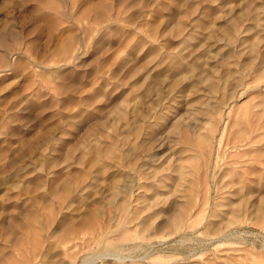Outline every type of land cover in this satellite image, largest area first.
<instances>
[{
    "label": "rangeland",
    "instance_id": "obj_1",
    "mask_svg": "<svg viewBox=\"0 0 264 264\" xmlns=\"http://www.w3.org/2000/svg\"><path fill=\"white\" fill-rule=\"evenodd\" d=\"M262 58L264 0H0V264H67L51 232L81 225L95 212L127 257L95 264H264V92L250 89L264 79L256 73ZM194 106L201 124L217 116L213 127L225 126L214 178L208 149H188L182 139L196 129ZM239 130L240 138L254 130L255 144L229 148L227 141H240ZM179 163L187 169L183 181L171 169ZM195 166L199 174L191 175ZM155 169L159 177L172 173L161 188L173 192L148 211L142 203L154 199ZM191 179L194 208L201 205L197 211L217 224L207 206L235 211L231 226L244 235L217 249L178 238L154 241L155 228L177 208L174 186L193 196ZM116 182L134 183L133 195L124 185L111 200ZM122 201L137 214L119 232ZM190 250L196 254L188 258Z\"/></svg>",
    "mask_w": 264,
    "mask_h": 264
},
{
    "label": "bare ground",
    "instance_id": "obj_2",
    "mask_svg": "<svg viewBox=\"0 0 264 264\" xmlns=\"http://www.w3.org/2000/svg\"><path fill=\"white\" fill-rule=\"evenodd\" d=\"M254 15H256V14H254ZM257 16V15H256ZM258 19V17L256 18V19H254V20H257ZM261 19V18H260ZM256 24H257V22H255ZM254 23V25H256ZM260 23H262V22H260ZM252 24V23H251ZM236 26V25H235ZM235 26H232V28L234 29L235 28ZM253 25H249L248 27V29L249 30H251L250 29V27H252ZM262 26H263V24H262ZM237 27V26H236ZM253 28V27H252ZM255 28V27H254ZM261 28V27H260ZM247 29V30H248ZM263 28H261V30H262ZM246 30V29H245ZM248 30V31H249ZM263 32V31H262ZM229 33V28L227 29V28H225L224 29V34H228ZM223 34V35H224ZM262 37H263V35H262ZM243 40V39H242ZM245 40V39H244ZM247 40H249V39H247ZM250 42V41H249ZM250 44V43H249ZM253 44V43H252ZM252 47H254V45H252ZM251 48V47H250ZM252 50H254V49H252ZM19 51H21V50H19ZM22 53V52H21ZM256 53V52H255ZM259 55H260V53H259ZM263 57V56H262ZM231 62V61H230ZM262 62H264V58H262V59H260L259 60V64L258 65H260V67H261V64L260 63H262ZM249 63V62H248ZM254 63V62H253ZM182 64V63H181ZM180 65V64H179ZM184 65V64H183ZM182 65V66H183ZM254 66V65H253ZM252 67V66H251ZM242 68V67H241ZM244 68V67H243ZM257 68V67H256ZM248 70V69H247ZM257 71H256V73H258V71L260 72V70L262 71V72H264V64H262V67H261V69L258 67L257 69H256ZM249 71V70H248ZM240 72V71H239ZM249 73V72H248ZM253 73V72H252ZM244 74V73H243ZM246 74V73H245ZM251 74V73H250ZM259 74V73H258ZM240 75V74H239ZM261 76H263L264 77V74H262ZM242 78H241V82H243V77H244V75H242L241 76ZM259 77H260V75H259ZM239 79V78H238ZM250 79V78H249ZM248 81V80H247ZM245 83V82H244ZM260 84V83H259ZM253 85V86H255V87H251L250 89L251 90H255V89H259V90H261L262 92H264V79H263V81L261 82V84L260 85ZM214 88V87H213ZM212 88V90H214ZM197 106V105H196ZM261 106L263 107V109H261L260 111H262V112H264V100H263V102H262V104H261ZM195 107V106H194ZM193 108V107H192ZM231 109H232V107H230ZM230 108H229V110H230ZM211 110H214L213 108L211 109ZM190 112L193 114V117H194V122L196 123L195 124V126H196V129L195 130H190V132H187V131H184L183 132V137H182V139L186 142V148H188V149H190V148H195L196 146H198V145H200L199 147L202 149V150H204V153H206L205 152V150H207L208 149V151H207V155H208V157H210V159H209V165H208V167L210 168V170L208 171V176L210 175V177L211 178H214V175H215V166L217 165V161H216V158H217V154H218V150H219V148H218V144H217V142H218V140L220 139V136L222 135V133H223V129H224V124H223V129L222 130H218L217 128H214L213 127V125H212V121H214L215 119L214 118H216V117H214V116H209L210 118L207 120V122H206V124H201L200 123V119H201V117L202 116H199V114H197V113H200V107H195L193 110L191 109L190 110ZM208 112H210V111H208ZM212 112H214V114H215V111H212ZM229 112V111H228ZM228 114L229 113H227V117L229 118V116H228ZM213 119V120H212ZM217 119V118H216ZM180 121V120H179ZM178 121V122H179ZM223 118L221 117L220 118V121H219V119H218V122H220V123H223ZM181 122V121H180ZM182 124V123H181ZM182 126H184L183 124L181 125V127ZM218 126H220V125H218ZM180 127V129L178 130L179 132H181V131H183L184 129V127L183 128H181ZM173 128V127H172ZM175 128V127H174ZM203 130H205L204 132H203ZM218 130V131H217ZM177 131V130H176ZM176 131H174V132H176ZM214 131H217V133H215ZM194 132H198V133H194ZM243 130H239L235 135L237 136V138H239V142H233V143H231L230 141L228 142L227 141V144H228V146H229V148H231V147H235V148H239V149H243V148H246L247 146H251V145H253V144H255V140H254V138L257 136V134L255 135L254 134V130H251L250 131V133H249V135H248V137H246V138H244V137H242V138H240L241 136H243ZM144 133V132H143ZM253 136V137H252ZM262 137V139H264V136L262 135L261 136ZM236 139V138H235ZM237 141H238V139H237ZM137 142V141H136ZM184 142V143H185ZM130 143H131V141H130ZM138 143V142H137ZM132 145V144H131ZM130 145V146H131ZM135 145V144H134ZM133 146V145H132ZM83 151V150H82ZM93 153V152H92ZM86 154V153H85ZM93 156H95V157H93ZM93 156H92V158H91V164H92V167H94L95 166V164H96V162H97V160H98V158L96 157V155H94L93 154ZM103 156H104V154H103ZM194 157L195 156H190V159H194ZM89 158V159H90ZM101 158V157H100ZM103 158V157H102ZM181 158H183L182 156H181ZM121 160H122V158H120ZM81 160V159H80ZM79 160V161H80ZM118 160V159H117ZM82 161V160H81ZM102 161V160H101ZM118 161H120V160H118ZM121 162V161H120ZM180 162H182V159H181V161ZM117 163V162H116ZM123 163V162H122ZM101 164H102V162H101ZM107 164V163H106ZM109 165H110V162H109ZM116 165V164H115ZM104 166V165H103ZM108 167V166H107ZM118 167V166H117ZM207 167V166H206ZM103 168V167H102ZM199 168H200V166H199ZM94 169H96V168H94ZM99 169V168H98ZM98 169H96V170H98ZM172 170L173 169H175V171L177 172V177H176V179L178 180H184V178H185V174L187 173V169L184 167V165L182 164V163H179L176 167H174V168H171ZM103 170V169H102ZM95 171V170H94ZM88 172H90V170H88ZM93 174L94 173H96V172H93V171H91ZM98 172V171H97ZM109 172V171H108ZM125 172V171H124ZM123 172V173H124ZM130 172V171H129ZM194 172H197L198 174H199V170L197 169V167L195 166V167H192L191 168V175H193V173ZM100 173H102L101 171H100ZM117 173V172H116ZM154 173H155V175H151V179L152 178H154L153 180H152V182H150L151 183V185L149 186V187H156V190H155V192L153 191V193H152V197H154V199L153 200H149L148 202H144V203H142V208L143 209H145V210H148V211H150V209H151V211H153V210H155L156 208H158L159 209V207H161L160 206V202L161 201H159V199L161 200V199H163V202H165L166 200H167V198H168V196L167 197H165L166 196V194L165 193H167L168 194V192H169V188H161L164 184H165V186L167 185V181H169V180H171V179H173L174 180V176L172 175V173H169V174H164V175H161L160 177H159V174H160V172L157 170V169H155V171H154ZM231 172H230V169H227L226 170V174H230ZM112 174V173H111ZM127 174H129V173H127ZM88 175H89V173H88ZM107 175V174H106ZM158 175V177H156ZM87 176V175H86ZM91 176V175H90ZM100 176V175H99ZM110 176V175H109ZM115 177H116V175H114ZM114 176H112V177H114ZM125 176V175H124ZM123 176V177H124ZM131 176H132V171H131ZM89 177V176H88ZM95 177V176H94ZM111 177V178H112ZM123 177H122V179H123ZM128 177H130V175L129 176H126L125 178H126V180H128V182L130 181L129 179H131L133 182H134V180L133 179H135L136 180V177H134V178H129V179H127ZM100 178V177H99ZM107 178V177H106ZM84 179V178H83ZM114 180H116V178H113ZM119 180H120V178H118ZM121 179V181H122V183H123V180ZM150 179V180H151ZM80 180H81V178H80ZM79 180V181H80ZM103 180V179H102ZM108 180H110L109 178H108ZM125 180V181H126ZM84 181V180H83ZM87 181V180H86ZM96 181H97V179H96ZM105 181V180H104ZM107 181V180H106ZM112 181V180H111ZM117 181V180H116ZM124 181V182H125ZM132 181H130L131 183H132ZM138 181V180H137ZM197 181H198V176H197ZM89 182V181H88ZM112 182H115V181H112ZM112 182H110V184H112ZM128 182L126 183V184H128ZM136 182V181H135ZM134 182V183H135ZM74 183V182H73ZM79 184L81 183V182H78ZM121 183V182H120ZM133 183V184H134ZM137 183V182H136ZM216 183V182H215ZM78 184V185H79ZM119 183H115V190L114 189H112L113 191H114V197L111 199V200H113V199H115L116 200V196H118L117 194L118 193H120L121 192V189H122V186H124L125 185V183H124V185L122 184V186H121V188H120V186L118 185ZM133 184H128V186L129 187H127L126 185V187H127V189L128 188H130V185H132V189L130 190V191H127V193L128 192H130V193H132V195H133V191L132 190H135L134 189V187H133ZM75 185V184H74ZM73 185V186H74ZM90 185V184H89ZM113 185H114V183H113ZM113 185H110L111 187H113L114 188V186ZM121 185V184H120ZM162 185V186H161ZM158 186H160L159 187V189L157 188ZM70 185L66 188V191L67 190H70ZM86 187V186H85ZM189 187V190H191L192 191V189H193V192H194V195L192 196V194H190V193H188V191H186L185 189H183L182 187H179V188H177L176 186H174V190L176 191V192H178V194H177V196L179 197L178 199H177V204H176V206H177V208H174V211H173V213L171 214L170 213V217L167 219V221L165 222V223H163V225H159V226H157L156 228H155V230L153 231V233H152V236H153V238L155 239L154 241H158L159 243H162V244H164V243H166V244H168L170 241H172L173 239H175V241H173V242H176V239H177V242H179V244H182V243H191V242H196V243H200V244H202V245H214V247H215V249H217V247H218V244H221L222 242H230V241H234L235 239V237L236 236H241V234L242 235H244V232H240V230H238V229H235V228H233L232 226H231V223L233 222V220L235 221L238 217H239V215H237L236 214V212L235 211H233V210H231L230 211V213L231 214H229L228 212H222V211H220V212H216L217 210H215L214 208H213V206H214V203L213 204H210L209 206H207L209 209H211L210 211L212 212V216H214V218H216V219H214V220H217V221H220V222H218V224L217 223H213V221H209L208 219H206V216L204 215V216H202L201 214H200V212L199 211H197L198 209H200V207H201V205H200V207L198 206V208H197V210L194 208L195 207V205H196V200H194V196L196 195V188H195V185H194V181L191 179V182H190V186H188ZM188 187H187V189H188ZM81 188V187H80ZM136 188V187H135ZM161 188V189H160ZM72 189H74L73 187L71 188V190ZM83 189V188H82ZM109 189H111V188H108V190ZM126 189V188H125ZM126 189V190H127ZM242 189V187L241 188H236L234 191H236V192H239L240 190ZM112 190H110V194H112ZM125 190V191H126ZM260 190H261V192H262V198H261V200H262V204H264V180H262L261 181V187H260ZM73 191V190H72ZM78 191V190H77ZM112 191V192H111ZM120 191V192H119ZM123 191H124V188H123ZM123 191H122V194H123ZM132 191V192H131ZM173 191H171V192H169V193H172ZM230 192V191H229ZM248 192H251V188H249V190H248ZM60 194V193H59ZM59 194H58V196H59ZM65 194V193H64ZM76 194V193H75ZM121 194V193H120ZM121 194V195H122ZM125 194H126V192H125ZM160 195L162 198H160V197H157L156 195ZM164 194H165V196H164ZM188 194H190V196H191V200H190V202L187 200V196H188ZM77 195V194H76ZM113 195H111V197L113 196ZM116 195V196H115ZM127 195V194H126ZM215 195H217V193L215 194ZM60 196H62V194L60 195ZM59 196V197H60ZM68 196V195H67ZM73 196H75V195H73ZM78 196V195H77ZM125 196V195H124ZM56 197V196H55ZM69 197V196H68ZM110 197V196H109ZM119 197V196H118ZM117 197V198H118ZM127 198V197H126ZM126 198H125V200H126ZM129 198H130V196H129ZM214 198H216V197H214ZM61 199V198H60ZM165 199V200H164ZM70 200V199H69ZM72 200H73V198H72ZM71 200V201H72ZM122 200H123V198H122ZM129 199L127 198V200L126 201H128ZM194 200V201H193ZM125 201V202H126ZM57 202V201H56ZM66 202V201H65ZM73 202V201H72ZM109 202H111V204L112 203H115V202H113V201H110L109 200ZM108 202V203H109ZM123 203L121 204V206H120V210H119V219H118V225L116 226V230L117 231H119V232H123V231H125L124 230V228H125V222L126 221H128V222H132L133 221V219L134 218H136V211H135V209L131 206V204H130V201H129V204H127V203H125L124 201H122ZM71 203V202H70ZM199 203V202H198ZM64 204H67V203H64ZM69 205V204H68ZM63 206V205H62ZM70 206H71V204H70ZM55 207V206H54ZM67 207V206H66ZM65 207V208H66ZM58 208V207H57ZM69 207H67V209H68ZM212 208H213V210H212ZM62 209H64V208H62ZM158 209H157V211H158ZM263 209H264V205H263ZM196 210V211H195ZM65 211V210H64ZM96 211V210H95ZM264 211V210H263ZM68 212V211H67ZM162 212V211H161ZM251 212V211H250ZM255 212V211H254ZM52 213V212H51ZM95 213H97V212H95ZM95 213H93V214H91V215H89L88 217H85V219H84V221H83V223H82V221H81V225H74L75 223H73V224H67V226L66 227H64L63 228V224H62V230L61 229H59V230H56V231H54V233L53 232H51L50 234V236L49 237H52V241H51V244H55L54 246H57V247H59L60 248V250H61V252H62V254L63 255H65V256H67L68 257V259H69V261L67 262V264H95V262L97 261V260H99V259H102L103 261L106 259V258H108V257H111L112 258V260L114 261V262H116V263H119V262H123V261H125V258H127V257H125V253H124V249H123V247L122 246H119V245H116V244H114V243H112L111 241H110V230H113V229H110V228H108V220H106L105 221V219L103 220L102 218L100 219L98 216H95ZM100 213V212H99ZM98 213V214H99ZM101 213H102V211H101ZM158 213V212H157ZM238 213V212H237ZM34 214V213H33ZM56 214V213H55ZM87 214V213H86ZM97 214V215H98ZM32 215V214H31ZM154 215H156V214H154ZM153 215V216H154ZM207 215V214H206ZM32 216H34V215H32ZM51 217V216H50ZM81 217V216H80ZM149 217H152V216H149ZM32 218V217H31ZM30 218V219H31ZM72 218V217H71ZM70 218V219H71ZM77 218V217H76ZM84 218V217H83ZM261 218L263 219V224H264V212L262 213V215H261ZM80 219V218H79ZM149 219V218H148ZM80 220H82V219H80ZM116 220H117V218H116ZM69 221V220H68ZM67 221V222H68ZM148 223V221L146 222V219H145V217H144V219H142L141 221H140V225L142 226V227H145L146 226V224ZM61 227V226H60ZM57 228H59V227H57ZM203 230V231H202ZM49 232V231H48ZM27 235V234H26ZM47 235V234H46ZM159 235H162V236H160V237H158ZM246 235V234H245ZM163 236L164 237H166V238H163ZM47 236H45V238H46ZM263 239H262V245H263V247H264V234H263V237H262ZM42 239H43V237H42ZM22 241V240H21ZM43 241V240H42ZM47 241V240H46ZM49 241V240H48ZM101 242V245H98V246H94V245H96L95 243H97V242ZM174 244V243H173ZM24 245V244H23ZM151 245V247H153V243L152 244H150ZM52 249H53V247H52ZM59 250V249H58ZM59 250V251H60ZM50 251V250H49ZM191 251V252H190ZM189 252H188V258L189 257H191V255H194V254H196L195 252H193L194 250H190ZM213 252V251H212ZM199 253V252H198ZM41 254V253H40ZM39 254V255H40ZM203 254V253H202ZM3 255H5V254H3ZM9 255V254H8ZM42 255V254H41ZM40 255V256H41ZM6 256H7V254H6ZM5 257V256H4ZM110 258V259H111ZM1 260H3V257L2 258H0ZM7 259H8V257H7ZM183 259V258H182ZM0 260V261H1ZM6 260V259H5ZM109 260V259H108ZM189 260V259H188ZM32 261V260H31ZM30 261V262H31ZM111 261V260H110ZM110 261H109V263L107 262V261H105V262H107L108 264H111L110 263ZM1 262H3V261H1ZM26 263V262H25ZM24 263V264H25ZM28 263V262H27ZM51 263V262H50ZM31 264V263H30ZM47 264V263H46ZM106 264V263H105Z\"/></svg>",
    "mask_w": 264,
    "mask_h": 264
}]
</instances>
